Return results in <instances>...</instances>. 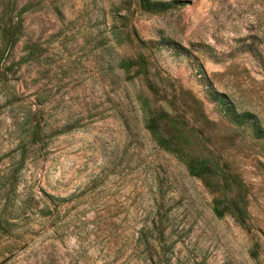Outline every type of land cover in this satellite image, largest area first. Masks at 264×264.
I'll return each instance as SVG.
<instances>
[{
    "label": "rangeland",
    "instance_id": "obj_1",
    "mask_svg": "<svg viewBox=\"0 0 264 264\" xmlns=\"http://www.w3.org/2000/svg\"><path fill=\"white\" fill-rule=\"evenodd\" d=\"M17 1L35 8L11 61L31 43L39 57L11 83L44 132L19 137L0 92V176L24 147L0 264H264V0H156L155 14L133 0ZM137 55L154 92L116 69ZM147 111L201 133L194 157L227 165L244 227L212 216L211 182L156 147Z\"/></svg>",
    "mask_w": 264,
    "mask_h": 264
},
{
    "label": "trees",
    "instance_id": "obj_2",
    "mask_svg": "<svg viewBox=\"0 0 264 264\" xmlns=\"http://www.w3.org/2000/svg\"><path fill=\"white\" fill-rule=\"evenodd\" d=\"M142 11L146 13H161L165 5L156 0H133ZM173 5H175L173 3ZM32 3L19 2L17 0H0V92L3 103L14 113V126L19 131V137L23 136L30 144L37 141L44 130L39 125L38 111L35 103L24 105L19 101V95L14 92L11 83L17 69L23 64H35L38 61L39 50L33 43L25 45L23 56L17 63L11 59L16 45L23 36L21 16L34 10ZM119 18V17H118ZM122 28L127 21L126 16L119 19ZM116 35L117 44H131L129 37L131 31L113 29ZM119 36H122L121 38ZM136 41V40H135ZM133 41V42H135ZM148 64L143 56L137 55L135 59L119 60L116 69L123 76L126 82L133 79H141L148 91L154 92L148 79ZM145 105V104H144ZM144 130L158 149L176 159L185 169L188 177L201 181L211 182L206 186L216 193L211 201V214L215 219L230 216L234 222L244 227L247 222V215L242 207L231 198L233 191L232 178L227 165L219 157L195 158L198 148H203L206 140L201 133L190 128L183 120L168 119L160 114H147L143 123ZM17 164L19 167L24 159V147L21 148ZM192 154V155H191ZM16 167V168H17ZM8 171L0 176V235L7 232L8 220L12 214L14 194L17 180V170Z\"/></svg>",
    "mask_w": 264,
    "mask_h": 264
}]
</instances>
